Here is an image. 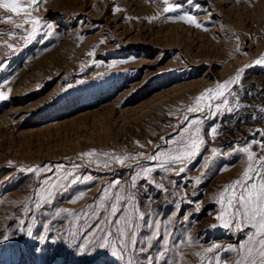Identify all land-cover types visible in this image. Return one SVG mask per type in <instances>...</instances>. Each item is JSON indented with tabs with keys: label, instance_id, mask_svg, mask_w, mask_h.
I'll return each instance as SVG.
<instances>
[{
	"label": "rangeland",
	"instance_id": "374dc122",
	"mask_svg": "<svg viewBox=\"0 0 264 264\" xmlns=\"http://www.w3.org/2000/svg\"><path fill=\"white\" fill-rule=\"evenodd\" d=\"M34 7L41 23L30 39L23 15L0 8V92L8 96L0 101V241L9 236L0 264H235L254 229L225 227L216 217L220 193L248 166L232 145L264 140V64L256 63L264 60V0H37ZM238 75L240 86L230 87L239 104L229 97L230 111H188ZM185 117L199 123L180 135ZM197 127L205 145L184 173L151 160L182 147ZM251 150L264 155L255 144ZM124 156L121 165L116 157ZM143 168L153 169L147 182ZM68 171L92 180L52 203L42 199L39 189L50 185L41 181ZM116 179L112 195L128 198L120 207L135 225L122 257L98 248L84 221L67 215Z\"/></svg>",
	"mask_w": 264,
	"mask_h": 264
},
{
	"label": "snow or ice",
	"instance_id": "6c2138e0",
	"mask_svg": "<svg viewBox=\"0 0 264 264\" xmlns=\"http://www.w3.org/2000/svg\"><path fill=\"white\" fill-rule=\"evenodd\" d=\"M188 2V0H185ZM167 4L168 0H164ZM37 0H0V8L6 12L15 14L16 16L23 15L24 24H31L32 30L28 33L26 38L30 39L35 36L37 32V26L41 23L39 19L32 16V11L37 10ZM182 5H170L165 8L166 12H173L181 8ZM117 11L119 9H116ZM180 20L194 25L197 28L202 27L197 19L192 15H181ZM10 21L11 18L9 17ZM51 27V25H49ZM207 30V29H205ZM11 47V45H9ZM257 64H264V60L256 61ZM241 76L233 78L224 84L217 83L216 89H209L204 95L197 98L194 107H189V112H201L204 108L209 110L211 113L214 109L219 110L224 108L231 110L229 97L232 98V103L239 104L238 93L233 91L230 85L240 86ZM71 87V85H69ZM11 90H9L10 93ZM8 96L0 92V101L6 100ZM212 100H219L220 102L214 106L210 103ZM208 101V103H206ZM264 112V107L259 109ZM256 117L253 116L252 119ZM188 120V117H185ZM199 123L198 119L188 120V123L184 129L181 130L180 135L187 132L193 125ZM174 126V125H167ZM260 131V130H258ZM210 135L215 137L217 135L216 127L213 126L210 129ZM255 135V134H254ZM261 135H264V131H261ZM165 143H176L175 137L171 141L166 140L164 137L161 138ZM151 143V141H150ZM255 144L256 147L260 148L264 152V140H251L246 142L245 145L237 147L238 153L243 154L247 163V170L243 174L242 180H237L233 184L225 187L224 191L220 193L218 202L221 204V215L217 216L216 219L223 222L225 227H232L235 223V227L242 229L247 225L250 229H254L250 235H248V243L241 245V249L244 250L243 256L235 261V264H264V155L257 156L254 151L251 150V146ZM205 145V140L200 136V129L197 127L195 134H190L188 139L183 141L182 147H177L169 151H158L151 157L154 162H159L161 167L166 165H173L174 170L179 173L186 171V165L193 162L194 159L200 154L202 146ZM213 154H217L216 148L210 149ZM224 150L222 149L221 152ZM85 155L91 157L94 153H86ZM140 155H144L141 153ZM130 157H116L118 162L123 165L124 161ZM203 160V157L201 158ZM206 163V162H205ZM107 167L108 165H104ZM63 169L64 165H48V171L53 169ZM80 167V165H76ZM166 171L173 170L172 168H166ZM28 171H33L29 169ZM142 171L145 174L146 182L147 176L152 173V168H143ZM139 174V173H138ZM82 180H92L91 176L83 177L75 173V171H68L64 175L58 177L56 180L50 183L49 179L45 178L41 181L42 185H50V187H41L39 191L43 194L42 199L48 203H52L55 196L66 191L68 187L74 185ZM120 184V180L116 179L105 185L101 194L94 199L93 203L88 205L86 209L81 210L78 214L68 212L67 215L73 216L77 221H84V231H89V239L95 237V241L98 242V248L104 249L111 247L112 252L116 256L122 257L123 253L127 250L128 242L131 240V236L135 234V225L132 219L127 215L120 207L121 202H127V197L122 195L120 191H117L113 196L111 190L116 188ZM135 184V177H133V185ZM163 191V189H161ZM91 191V189H89ZM82 194L78 193L76 197H73L70 202L76 203L77 199ZM191 203V202H190ZM39 207V205H37ZM196 208H199V204H196ZM101 210L103 214H101ZM67 210L61 209V212ZM120 213L118 216L117 213ZM227 217V219H225ZM139 219L145 220V227L153 229L154 232H159V226L155 224H148L143 213L139 214ZM28 235L31 236V230H28ZM9 240L7 234L3 235V241ZM43 241V238H41ZM89 240L84 242V247L87 248ZM119 245V247H117ZM80 251L83 253L84 248ZM91 251V249H89ZM131 264V262H129Z\"/></svg>",
	"mask_w": 264,
	"mask_h": 264
},
{
	"label": "bare ground",
	"instance_id": "6f19581e",
	"mask_svg": "<svg viewBox=\"0 0 264 264\" xmlns=\"http://www.w3.org/2000/svg\"><path fill=\"white\" fill-rule=\"evenodd\" d=\"M257 99H258V98H257ZM259 100H260V99H259ZM251 102H252V101H251ZM260 102H261V101H260ZM260 102H259V103H260Z\"/></svg>",
	"mask_w": 264,
	"mask_h": 264
}]
</instances>
